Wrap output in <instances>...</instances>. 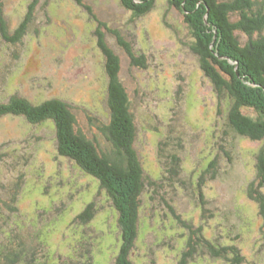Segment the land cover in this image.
Segmentation results:
<instances>
[{
  "label": "rangeland",
  "instance_id": "374dc122",
  "mask_svg": "<svg viewBox=\"0 0 264 264\" xmlns=\"http://www.w3.org/2000/svg\"><path fill=\"white\" fill-rule=\"evenodd\" d=\"M83 4L91 14L73 0H2L10 38L30 7L33 10L20 43L13 46L0 33V102L13 95L36 104L60 99L74 113L76 128L109 151L99 132L100 125L109 121L108 63L97 45L100 30L119 59L118 77L135 117L134 146L144 175L151 178L149 183L158 180L165 161L167 168L173 165L171 156L177 157L181 169L175 178L165 174L159 182L162 189L146 184L138 236L128 259L134 264H178L188 232L177 224L163 198L193 229L201 227L203 238L235 245L241 264H264L263 219L246 193L253 177L255 144L239 139L232 163L220 157L221 169L230 164L225 168L228 173L203 188V209L192 194L205 156L217 148L215 143L227 129L228 110L188 48L192 36L182 14L167 0H155L140 17L124 10L119 0H83ZM114 33L130 45L140 62L130 60ZM51 125L31 126L11 116L0 119V237L13 233L14 247L19 249L18 242L27 241L30 252L40 240L39 262L45 254L48 264H63L72 254L80 261L78 254L89 247L93 264H114L121 246L114 224L117 215L95 180L58 154ZM9 191L19 194L16 205ZM90 202L96 203L95 216L82 224L77 218ZM9 205L17 213L6 209ZM200 264L228 263L205 256Z\"/></svg>",
  "mask_w": 264,
  "mask_h": 264
},
{
  "label": "trees",
  "instance_id": "16d2710c",
  "mask_svg": "<svg viewBox=\"0 0 264 264\" xmlns=\"http://www.w3.org/2000/svg\"><path fill=\"white\" fill-rule=\"evenodd\" d=\"M73 1L91 14V8L84 5L83 0ZM167 1L182 14L183 22L192 36L191 42L187 44L188 48L196 55L200 69L219 97L220 104L227 103L228 110L227 129L223 131L219 143H215L217 148L210 151L209 156H205L206 162L194 182L195 192L192 194L196 193L203 209L206 204L203 188L208 182L222 179L228 173L229 168L227 171L225 168L230 164L221 169L220 157L232 163L238 155L237 141L248 140L256 145V150L251 160L253 177L247 185L246 193L248 198L257 204L264 226V0ZM154 3L155 0H119L121 7L133 17L147 13ZM32 10L30 7L29 15ZM29 15L10 38L0 0V33L13 46L20 43L26 25L30 22ZM94 21L98 23L99 28L103 27L96 18ZM114 34L130 60L140 62L142 59L134 56L130 45L124 42L119 34ZM96 35L97 45L108 63L105 70L108 77L106 99L109 121L108 124L100 125L102 128H99V132L105 143L111 147L109 151L102 150L98 140L88 138L76 128L77 122L70 106L57 98L36 104L19 95H13L6 102H0V119L11 116L23 118L31 126L46 122L53 125L58 154L72 161L85 177L95 180L111 203L114 216L117 215L114 224L119 231L121 246L114 264H134L128 259V255L138 236L140 198L146 184L162 189L163 186H160L159 182L165 180V174L175 178L181 169L177 157L170 155L173 165L167 168L168 163L165 161L166 168L162 170L158 180L149 183L151 178L144 175L134 146L137 135L136 121L130 111V99L118 77L119 59L105 43L104 34L97 30ZM172 183L168 181L171 189ZM6 191L8 192L7 189ZM7 195L16 205L19 194L10 192ZM161 200L177 224L188 232L181 247L178 264H200L205 256L223 259L228 264L242 263L243 259L235 245H222L203 238L201 227L193 229L191 223L182 220L175 214L171 205L163 198ZM95 204H87L77 220L82 224L90 222L95 216ZM6 209L17 213L15 206L9 205ZM39 241L30 252L26 249L27 241L18 242L19 249L14 247L16 236L13 233L6 237L1 236L0 264H48L46 254L42 255L44 261L39 262ZM88 250L90 248L86 247L78 254L79 258H82L80 261L77 260L78 256L74 258L75 255L72 254L67 258L68 262L62 261L63 264H93V254Z\"/></svg>",
  "mask_w": 264,
  "mask_h": 264
}]
</instances>
